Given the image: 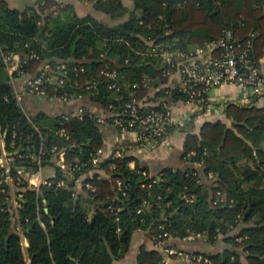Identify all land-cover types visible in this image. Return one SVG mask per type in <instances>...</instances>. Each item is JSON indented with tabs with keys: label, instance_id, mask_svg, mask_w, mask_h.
<instances>
[{
	"label": "trees",
	"instance_id": "obj_1",
	"mask_svg": "<svg viewBox=\"0 0 264 264\" xmlns=\"http://www.w3.org/2000/svg\"><path fill=\"white\" fill-rule=\"evenodd\" d=\"M88 1L112 20L126 19L111 26L91 16L80 18L72 7L51 0L22 12L0 0V137L13 159L9 176L20 200L13 212L10 187L0 183V264H112L129 251L137 231L146 232L155 249L140 246L136 264L178 263L182 257L165 255L158 242L166 247L169 239L190 236L211 246L220 241L226 248L215 254L176 251L202 256L210 264H242L241 254L246 264H264V106L229 105L230 127L220 121L208 123L199 135H187L184 169L163 168L152 174L127 154L129 150L106 151L97 166L101 173L84 179L81 189L84 202L93 206L89 214L75 184L92 170L96 152L104 149L99 122L83 107L81 119L43 113L27 117L2 60L6 54L18 56L20 74L15 72L12 78L45 73V97L87 98L111 115L106 122L112 124V113L149 92L133 85L149 78L157 88L169 80L160 58L151 53L153 47L168 51L202 47L229 29L238 42L252 39V56L260 63L264 0H131V11L121 0ZM112 72L113 79L104 75ZM167 96L171 102L187 100L179 89ZM151 108L145 105L139 113ZM61 128L67 140L57 134ZM61 153L65 170L57 163ZM200 162L202 166L195 167ZM73 166L79 170L69 171ZM45 167L55 171L47 185L34 188L22 177ZM4 178L0 166V182ZM190 197L193 203L187 201Z\"/></svg>",
	"mask_w": 264,
	"mask_h": 264
},
{
	"label": "crops",
	"instance_id": "obj_2",
	"mask_svg": "<svg viewBox=\"0 0 264 264\" xmlns=\"http://www.w3.org/2000/svg\"><path fill=\"white\" fill-rule=\"evenodd\" d=\"M6 2L8 7L17 11H24L29 8H37V6L43 0H3ZM64 6H70L74 10L78 17L91 16L95 20L102 22L107 25H116L122 20H112L108 16L94 9L93 3L89 1L81 0H51ZM124 7L128 10L133 9V3L131 0H121ZM197 46L190 45L185 50H174L175 52L192 53ZM19 62V57H14L15 65ZM7 69V68H6ZM8 72V71H7ZM15 97L17 102L21 105V108L25 112L27 117L36 116L39 113L46 114L47 116L54 117L61 114H67L73 112L76 107L87 108L92 112L96 120L100 124V131L104 139V151L106 153L113 149H121L123 151L129 150L128 155L135 157L141 166L148 168L152 174H157L163 168L173 169H184L188 166L184 157V144L187 135H199L202 127L205 124H212L221 122L227 127L231 126V122L226 117V108L229 105L237 107H263L264 106V95L262 96H251L249 91L238 88L236 86H224L219 88L211 89L207 96L206 102L203 106L199 105L196 101H178L171 102L170 96L167 94L176 91L181 87L179 75L174 72L169 77L167 83L157 88L153 85L149 88V92L141 102L149 106H162L163 104L170 107L172 112V122L168 127L164 139L153 147H140L138 146V132H119L110 122H106L108 119L105 109L103 107L92 104L87 98H81V100L74 101L72 103H63L59 100H54L49 97L37 98L25 91V80L24 77H14L12 82ZM160 92V90H162ZM159 92V93H158ZM36 99H43L42 102H37ZM264 140V135L262 137ZM126 149V150H125ZM0 162L8 159V156L4 150V143L2 137H0ZM63 153L60 154V158L57 163L60 165L64 158ZM8 162H5V165ZM11 165L13 162L10 163ZM10 165V167H11ZM134 167V163H131ZM46 168V167H45ZM53 170L51 176L47 178L43 177L41 171L37 172H25L22 173V177L28 182V185H38L40 181L49 180L55 177L54 168L49 167ZM96 166L90 172L81 176L76 184L75 189L77 193L81 194V189L84 183V179L90 177L92 173L98 172ZM10 187V195L12 202L13 212L19 208L18 205V189L13 185L12 180L8 182ZM33 187V186H32ZM81 198H86L82 193ZM77 199V198H76ZM20 201V200H19ZM93 211V206H92ZM92 214V212H91ZM168 247L175 250H180L185 253H207L214 254L212 252L214 246L208 245L203 240L198 241H185L178 239H169L166 243ZM23 248L26 249L28 243L26 239L22 241ZM144 246L147 250L155 249L154 245L147 238L146 232L137 231L133 234L129 251L121 259L114 260L112 264H136V257L138 248ZM176 264H185L183 260L178 261Z\"/></svg>",
	"mask_w": 264,
	"mask_h": 264
},
{
	"label": "built area",
	"instance_id": "obj_3",
	"mask_svg": "<svg viewBox=\"0 0 264 264\" xmlns=\"http://www.w3.org/2000/svg\"><path fill=\"white\" fill-rule=\"evenodd\" d=\"M88 1V0H81ZM252 39L246 41L245 44L238 42L231 30L226 29L222 32L221 36L217 39H213L206 43L202 47H197L192 53H183L168 51L166 49H158L156 47L151 48V53L159 57L162 65L166 68L164 74L171 76L170 70L176 69V73L179 75L181 87L179 90L190 101H196L199 105L205 104L206 96L211 89L224 87V86H236L238 88L249 91L251 96L264 95V59L259 63L254 60L252 56ZM35 56H31L34 58ZM3 63L7 68L8 74L11 77V83L13 82V73L20 74L19 62L15 65L13 55L6 54L2 57ZM44 70H48V66L44 67ZM104 75L113 79L116 76L115 72L104 73ZM45 73H42L38 77L25 79V91L26 93L37 97H45ZM152 79L144 78L140 81V84L133 85V88H150ZM116 88L115 85L110 87ZM80 100V99H79ZM63 103L74 102L67 95L62 96ZM145 106L141 101L131 99L123 104L121 112L112 113V125L121 133L126 132H138V140L145 147H153L155 141L161 138L167 126L171 125L172 112L169 106L163 104L162 106H152L151 109L139 113V109ZM65 120L70 117L81 119L83 116L82 107H76L73 112L67 113ZM123 115H127L128 118L124 119ZM111 117V115L107 116ZM59 137L68 139L65 129L61 128L57 132ZM116 156H120V151H115ZM190 155H194L193 152ZM63 156V155H62ZM106 157V153L103 149L98 150L92 159V169ZM5 162H8L5 165ZM13 159L8 157L7 160L0 162V166L4 168V180L1 181L8 183L11 178L10 163ZM203 162L195 164V167H201ZM61 169H66L63 166V159L60 164ZM113 168V166H110ZM133 168L132 165H130ZM79 170L77 166H73L71 170ZM39 169L38 171H40ZM97 173H101L99 170ZM142 176L146 177L147 173L142 172ZM207 178L213 180L212 173H208ZM153 180L152 183H155ZM41 184H48L47 180L40 181L38 185H31L34 188H38ZM63 185V183H60ZM118 187L120 182L117 181ZM86 188L93 191L94 189L89 185H85ZM189 203H193V197L187 199ZM140 213V212H139ZM198 237V236H197ZM158 248L161 249L165 255H178V257L189 258V263L192 264H210V261L202 256L189 257L182 252H178L169 247H165L162 242H158Z\"/></svg>",
	"mask_w": 264,
	"mask_h": 264
},
{
	"label": "rangeland",
	"instance_id": "obj_4",
	"mask_svg": "<svg viewBox=\"0 0 264 264\" xmlns=\"http://www.w3.org/2000/svg\"><path fill=\"white\" fill-rule=\"evenodd\" d=\"M52 172L53 170L50 169L49 167H46V168H43V170L41 171V174L43 177L47 178V176H51L52 175ZM84 198H81V202H82V206L87 209L88 213L91 214L92 212V206L88 203V202H84ZM233 234H231L232 236ZM200 240L197 236H190L188 238L185 239V241H198ZM166 244V243H165ZM226 248V244L225 243H220V241L217 243L216 246H214L212 252L215 254L217 252H222L224 249ZM175 250V249H174ZM240 261L242 262V264H246V261H245V256L241 254V257H240ZM182 260L185 262V263H189L190 259L189 258H182Z\"/></svg>",
	"mask_w": 264,
	"mask_h": 264
},
{
	"label": "water",
	"instance_id": "obj_5",
	"mask_svg": "<svg viewBox=\"0 0 264 264\" xmlns=\"http://www.w3.org/2000/svg\"><path fill=\"white\" fill-rule=\"evenodd\" d=\"M37 102H42L43 99H36ZM76 200V199H75Z\"/></svg>",
	"mask_w": 264,
	"mask_h": 264
}]
</instances>
